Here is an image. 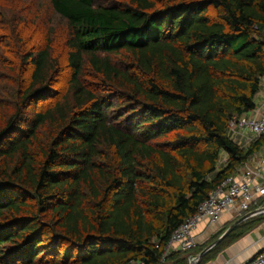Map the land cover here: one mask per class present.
<instances>
[{
  "label": "trees",
  "instance_id": "trees-1",
  "mask_svg": "<svg viewBox=\"0 0 264 264\" xmlns=\"http://www.w3.org/2000/svg\"><path fill=\"white\" fill-rule=\"evenodd\" d=\"M48 3L66 23L67 92L48 103L49 41L21 54L28 73L0 128V264H188V251L164 254L171 234L260 144L244 151L227 129L255 106L264 0ZM123 54L130 64L111 58Z\"/></svg>",
  "mask_w": 264,
  "mask_h": 264
},
{
  "label": "rangeland",
  "instance_id": "rangeland-1",
  "mask_svg": "<svg viewBox=\"0 0 264 264\" xmlns=\"http://www.w3.org/2000/svg\"><path fill=\"white\" fill-rule=\"evenodd\" d=\"M96 1L105 2L106 0ZM157 3L159 6H164L163 1ZM16 30H20V35L14 39L12 34ZM66 39V23L49 6L48 0H9V2L8 0H0V128L5 125L9 115L15 110L18 89L22 87L21 85L24 82V78L27 76L28 65L27 63H23V56L21 55L23 53L25 54L27 49L36 50L49 41L50 55H52L59 64L57 71L54 72L53 78L50 81L53 85L55 94L48 103L51 104L54 100H58L61 95L67 92V75L62 69V67L65 66L67 53ZM111 58L114 62L120 64H130L125 54L112 55ZM5 59L7 61V68L2 66ZM85 70L82 80L86 84L97 81L92 71L90 72L86 68ZM21 78L23 82H21ZM54 127L55 126L51 127L50 124H48L39 129L38 139L33 142L31 151L36 159L41 157L39 148L48 146L51 139V133H49V131L55 133L56 130H54ZM229 127H233L231 122ZM177 135L178 134L174 132V134L172 133L165 136L159 141L170 144ZM107 152L111 154V150ZM16 160L17 159H15L14 162H16ZM223 161L224 160H221L220 157L217 164H222L221 162ZM12 165L13 164L9 163L10 168H12ZM240 166L243 167L241 164L236 168L235 172H233L236 173ZM185 175H187L186 172ZM39 216L45 224H53L54 222L50 217H45L43 215ZM239 218L240 217L237 218L235 216V220ZM56 232L60 233L57 229ZM218 236H216L214 240L218 238ZM191 251L187 253L190 255L187 257L188 264L189 260L196 255L193 253L194 251Z\"/></svg>",
  "mask_w": 264,
  "mask_h": 264
},
{
  "label": "built area",
  "instance_id": "built-area-1",
  "mask_svg": "<svg viewBox=\"0 0 264 264\" xmlns=\"http://www.w3.org/2000/svg\"><path fill=\"white\" fill-rule=\"evenodd\" d=\"M260 80L264 83V73ZM231 125L247 128L254 136L260 137L264 135V111L257 110L250 116L234 117ZM234 172L209 190L208 197L198 205L192 215L175 228L165 245V255L173 249L192 250L197 244L193 231L199 222H216L225 211L231 209L236 212L237 218L253 211L249 209L251 203L258 196L264 195V148L255 166L244 165L239 167V174ZM245 264H264V249L249 258Z\"/></svg>",
  "mask_w": 264,
  "mask_h": 264
},
{
  "label": "crops",
  "instance_id": "crops-1",
  "mask_svg": "<svg viewBox=\"0 0 264 264\" xmlns=\"http://www.w3.org/2000/svg\"><path fill=\"white\" fill-rule=\"evenodd\" d=\"M259 89L254 94V109L244 112L241 115L250 116L254 111H264V83L259 79ZM230 138L244 151L259 138V147L255 152L249 155L242 166H255L259 156L264 148V139L254 136L250 130L244 127H229L227 129ZM264 136V135H263ZM222 164H218L217 170L222 169L226 164L227 155L221 154ZM239 164V165H241ZM241 167V166H240ZM241 169V168H240ZM235 171V170H234ZM240 172V170H239ZM238 170L236 174H239ZM264 207V195L258 196L250 205V210H257V208ZM236 212L233 209L225 211L224 214L216 222L202 221L194 228V234L197 238V244L193 247V253L200 247L203 249L208 246L219 234H223L227 227L235 220ZM219 235V236H220ZM218 236V237H219ZM264 249V210L249 216L233 227V229L225 235L216 245L211 247L205 254L210 255L208 259L204 260L203 264H245L249 258L256 255L258 251ZM182 251L180 249H173V251ZM188 251V252H190ZM204 254V255H205ZM190 256V255H188ZM202 258V257H201ZM200 258V260H201Z\"/></svg>",
  "mask_w": 264,
  "mask_h": 264
},
{
  "label": "water",
  "instance_id": "water-1",
  "mask_svg": "<svg viewBox=\"0 0 264 264\" xmlns=\"http://www.w3.org/2000/svg\"><path fill=\"white\" fill-rule=\"evenodd\" d=\"M261 210H264V207L262 208H257V210H253L252 212L246 213L243 216H241L239 219H237L236 221H234L231 225H229L227 227V229L225 230V232L223 234H221L218 238H216L214 241L210 242L209 245L207 247H205L203 250H201L199 253H197L195 256H193V258H191L189 260V264H198L200 261V258L214 245H216V243H218L221 239H223L225 237L226 234H228L234 226H236L237 224L241 223L242 220L248 218L249 216H252L254 214H256L257 212H261Z\"/></svg>",
  "mask_w": 264,
  "mask_h": 264
}]
</instances>
